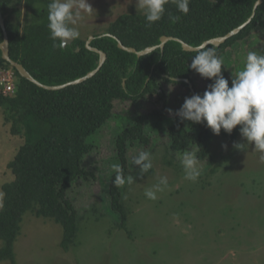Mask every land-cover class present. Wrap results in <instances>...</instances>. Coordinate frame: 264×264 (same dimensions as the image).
I'll return each mask as SVG.
<instances>
[{"label":"trees","instance_id":"16d2710c","mask_svg":"<svg viewBox=\"0 0 264 264\" xmlns=\"http://www.w3.org/2000/svg\"><path fill=\"white\" fill-rule=\"evenodd\" d=\"M51 0H0L9 34L10 56L40 82L61 85L87 75L96 69L100 54L87 46V40L76 38L71 44L59 47L50 38L47 5ZM257 0H190L189 12H179L175 4L165 5V13L159 21L148 26L143 13H124L109 27L106 33L94 35L90 45L103 50L107 59L102 68L87 80L58 90L40 87L3 58L0 49V69L13 68L16 73V91L5 94L0 90V108L5 113V124H11L13 134L25 137L15 158L8 167L14 179L4 183L0 208V262L16 264L14 244L20 233L23 216L31 212L38 217L54 219L63 226L62 246L69 249L75 244L81 216L69 192L80 178L93 175L83 162L95 148L92 138L114 116L116 100L147 99L158 94L165 98L160 82H181L193 91L196 72L189 67L196 51H187L181 42L170 40L164 50L154 49L142 56L119 47L124 45L145 50L160 44L164 35L181 38L192 46L224 36L245 23L253 13ZM24 3L27 11L24 24L11 17L12 8ZM18 17L21 10L16 9ZM179 16L176 20L173 17ZM264 26V1L258 7L253 20L239 33L220 46L213 48L222 59V74L229 80L224 62L228 47L247 37L254 29ZM4 30L0 24V43ZM55 45V46H54ZM175 78H180L179 80ZM188 80V81H187ZM212 81L209 79V84ZM165 107L167 106L164 100ZM165 108L149 113H139L125 119L126 126L117 136L116 144L122 174H133L129 169L128 152L131 145H150L149 124L157 129L166 118ZM190 127L180 117L173 118L168 128L167 151L173 165L176 155L196 147L200 160L212 156L216 135L206 123ZM239 127L231 134L221 129L220 134L235 139ZM167 153V154H169ZM134 177L137 174H133ZM112 175L110 191L112 207L120 214V228H126L128 211L123 202L122 187L114 185Z\"/></svg>","mask_w":264,"mask_h":264},{"label":"rangeland","instance_id":"374dc122","mask_svg":"<svg viewBox=\"0 0 264 264\" xmlns=\"http://www.w3.org/2000/svg\"><path fill=\"white\" fill-rule=\"evenodd\" d=\"M91 15L84 13L76 27L79 38L106 33L124 13H142L136 0H88ZM21 10V17L17 11ZM24 3L12 8L11 17L24 24ZM249 51L264 54V26L254 29L243 40L228 47L224 54L231 87L232 74L243 68ZM165 98L158 94L147 99L116 100L114 116L92 138L95 148L85 157L84 167L93 173L78 179L69 192L81 216L75 244L62 246L63 226L54 219L28 212L23 216L20 233L14 244L16 264H264V161L253 144L238 133L235 139L219 134L212 145V156L199 160L200 175L193 182L184 178L180 154L170 165L167 151L168 128L190 97L188 86L181 82L160 81ZM194 94H203L209 79L196 73ZM1 89V86H0ZM164 100L167 106L164 105ZM165 108L166 118L160 129L149 124L150 145L135 143L128 152L129 169L137 174L132 184L123 185V202L128 211L126 228L120 214L112 207L110 185L113 164H121L117 136L126 126L125 119L139 113ZM167 109H172L170 114ZM190 127L194 122L186 120ZM240 128V125H237ZM24 135L11 132L0 108V208L3 184L14 179L9 163L24 144ZM234 143L245 144L237 149ZM227 145V148L222 145ZM196 150L193 146L188 150ZM139 151L151 154L152 168L141 174L132 156ZM169 153V154H167ZM167 177L168 185L150 200L145 190ZM4 241L0 240V249ZM0 264H13L4 260Z\"/></svg>","mask_w":264,"mask_h":264},{"label":"clouds","instance_id":"9594fccd","mask_svg":"<svg viewBox=\"0 0 264 264\" xmlns=\"http://www.w3.org/2000/svg\"><path fill=\"white\" fill-rule=\"evenodd\" d=\"M131 2V0H130ZM170 0H136V8L141 11L148 22V26L159 21L165 13V5ZM177 10L183 14L189 12L190 0H171ZM48 29L50 38L59 42V47H65L69 41L79 37L76 27L78 21L83 19V14L89 15L93 7L88 0H51L47 5ZM173 19L179 20L176 16ZM55 46V45H54ZM222 59L216 54L215 49L200 44L196 55L191 58L189 67L201 77L210 79V83L203 94H194L185 97L181 107L175 115L182 120L196 123H206L215 135L221 129L231 134L233 129L240 125L239 131L243 138L253 144L258 151L260 159L264 161V54L249 51L245 57L243 68L232 74L231 87L229 80L222 74ZM172 114V109H167ZM237 149H245V144L234 143ZM227 148V145H222ZM184 178L195 182L200 175L199 160L196 150H185L180 154ZM132 163L139 166L140 173H146L152 168L151 154L139 151L132 156ZM115 172L113 180L117 187L126 182L132 184L134 178H125L119 164H113ZM168 185L167 177H160L159 183L145 190V196L150 200L157 199V192H162Z\"/></svg>","mask_w":264,"mask_h":264},{"label":"water","instance_id":"95a60500","mask_svg":"<svg viewBox=\"0 0 264 264\" xmlns=\"http://www.w3.org/2000/svg\"><path fill=\"white\" fill-rule=\"evenodd\" d=\"M264 0H257V2L255 3L254 6V10L252 15L250 16V18L243 23L241 26H239L238 28L234 29L233 31L229 32L228 34L224 35V36H218V37H214L212 39H209L207 41H205L203 44L207 47L210 44L216 45V46H220L221 44L225 43L230 37H232L233 35L241 32L255 17L256 15V11L258 9V7L263 3ZM0 24L4 30V41L2 43H0V49L2 50L3 53V58L5 60H7L8 62H10V64L12 65V67L16 68L20 75L23 77L28 78L29 80H31L32 82L36 83L37 85H39L40 87L46 88V89H50V90H58L61 88H65L69 85L72 84H78L80 82H83L85 80H87L88 78L92 77L94 74H96L103 66L104 62L107 59V54L96 47H93L90 45L91 41L94 39L95 36H91L88 40H87V46L88 48L97 51L100 54V62L99 65L96 69H94L93 71L89 72L87 75L78 78L74 81L65 83V84H61V85H47L44 84L42 82H40L39 80H37L35 77H33L30 72L23 66V64H21L20 62L15 61L14 59H12V57L10 56V42H9V34L6 28V23H5V17L4 14L2 13L1 9H0ZM170 40H176L182 43L183 48L187 51H197L198 46H192L189 43L185 42L184 40H182L181 38L175 37V36H168V35H164L161 37V42L158 45H155L153 47H150L148 49L145 50H137L135 47H129L123 44L122 41L119 40V47L127 50L129 52H134L137 53L139 56H142L148 52L153 51L154 49L157 48H161L162 50H164L165 45L168 41ZM74 40L69 41L68 44H71ZM177 80H179L180 78H175ZM188 81V80H187Z\"/></svg>","mask_w":264,"mask_h":264},{"label":"built area","instance_id":"2783aa9c","mask_svg":"<svg viewBox=\"0 0 264 264\" xmlns=\"http://www.w3.org/2000/svg\"><path fill=\"white\" fill-rule=\"evenodd\" d=\"M16 73L13 68L0 69V86L5 94L16 91Z\"/></svg>","mask_w":264,"mask_h":264}]
</instances>
